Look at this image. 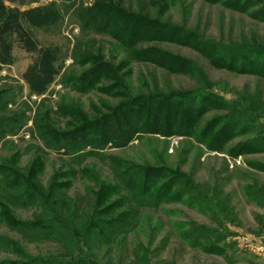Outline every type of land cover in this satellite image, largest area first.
<instances>
[{
  "label": "rangeland",
  "instance_id": "obj_1",
  "mask_svg": "<svg viewBox=\"0 0 264 264\" xmlns=\"http://www.w3.org/2000/svg\"><path fill=\"white\" fill-rule=\"evenodd\" d=\"M2 1L0 264H263L264 0Z\"/></svg>",
  "mask_w": 264,
  "mask_h": 264
},
{
  "label": "trees",
  "instance_id": "obj_2",
  "mask_svg": "<svg viewBox=\"0 0 264 264\" xmlns=\"http://www.w3.org/2000/svg\"><path fill=\"white\" fill-rule=\"evenodd\" d=\"M8 13H9V8L4 4V2L2 0H0V23L3 20H5V18L8 16ZM9 32H10V36L13 38V40L17 41L21 45L22 48L29 49L27 47L26 38L23 35V32L18 27H16L15 25H11ZM141 131H142V129H141ZM132 136H133V131L123 132L121 130H117V128H114L112 130V133L109 134V136L102 133V134L95 135L94 139L97 142V145H100L101 143H102L101 145H104L106 143V140L107 141H110V140L115 141L117 139L119 141H121V140L128 141ZM112 137H114L115 139ZM148 173H150V175H153V173H151V172H148ZM74 260L72 262L73 264H97L94 261L88 262L87 260H81V259L80 260L76 259V261H74ZM36 263L37 264H61V263H55V262H51V263L36 262ZM31 264H35V262L31 263Z\"/></svg>",
  "mask_w": 264,
  "mask_h": 264
},
{
  "label": "crops",
  "instance_id": "obj_3",
  "mask_svg": "<svg viewBox=\"0 0 264 264\" xmlns=\"http://www.w3.org/2000/svg\"><path fill=\"white\" fill-rule=\"evenodd\" d=\"M264 259V258H263ZM263 264H264V260H263Z\"/></svg>",
  "mask_w": 264,
  "mask_h": 264
}]
</instances>
